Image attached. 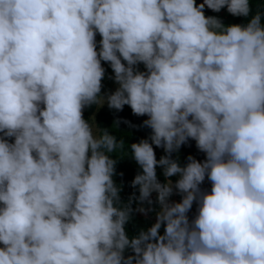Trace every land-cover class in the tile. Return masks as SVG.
<instances>
[{
  "label": "clouds",
  "instance_id": "clouds-1",
  "mask_svg": "<svg viewBox=\"0 0 264 264\" xmlns=\"http://www.w3.org/2000/svg\"><path fill=\"white\" fill-rule=\"evenodd\" d=\"M105 104L150 135L126 146L111 129L136 125L85 118ZM189 141L204 158L182 164ZM125 155L139 171L122 200ZM136 213L154 219L130 233ZM0 264H264V10L0 0Z\"/></svg>",
  "mask_w": 264,
  "mask_h": 264
},
{
  "label": "trees",
  "instance_id": "trees-1",
  "mask_svg": "<svg viewBox=\"0 0 264 264\" xmlns=\"http://www.w3.org/2000/svg\"><path fill=\"white\" fill-rule=\"evenodd\" d=\"M197 5L203 2V0H196ZM252 2V9L253 12L257 10H264V0H251ZM205 15L206 16H214L218 17L223 24L225 25H231V24H243L246 23V18L244 17H234L230 15L226 8L222 9L219 13L213 12L210 9L205 8ZM225 17V19H223ZM223 19V20H222ZM104 68L106 69L105 76L112 74V70L108 64H103ZM140 70L143 71V65L139 66ZM112 81V79H111ZM85 118H95V122L103 127L111 129L113 126V122L116 119L120 120H128L131 122V124L136 125L135 128H129L126 124L121 123L119 125V128L116 129L114 126L111 129L114 131V134L117 135V138H123L125 140L126 146L130 145L132 143L139 142L141 139H145L150 135V129H147L145 127H141L143 120L147 117H137L132 114L131 109L128 106H125L123 111L117 112L115 110H111L108 108V106L105 104L103 107H101L96 113H95V106H93L91 109L85 110ZM157 159H159L161 156L165 155L163 149L156 148L155 149ZM116 158L119 160L122 156L121 153L117 152L114 154ZM178 155L180 162L183 164L186 162V158L189 155H192L196 159L201 158L203 156L202 153L198 152V150L195 147L194 141H189L188 145L182 146L178 154H174L175 156ZM123 158L126 160H121L116 168L117 175L114 177L117 184L123 185V190L121 192V199L127 200V198L133 194L135 189L131 187V182L134 179L135 175L139 171L138 166L135 164V162L131 159H127V156L125 155ZM120 173L123 175L121 176ZM157 175L161 182H163L164 177L162 175V169L157 168ZM173 181L175 178H172ZM207 190L210 191L211 185L209 182L205 181L204 183ZM138 194V193H137ZM180 200V196L178 195V201ZM195 214V205L192 209V212L189 214L190 217ZM153 220L150 218H146L143 215H140V213H136L134 220L128 225V230L130 233H135L139 228L144 227L147 224H150Z\"/></svg>",
  "mask_w": 264,
  "mask_h": 264
},
{
  "label": "rangeland",
  "instance_id": "rangeland-1",
  "mask_svg": "<svg viewBox=\"0 0 264 264\" xmlns=\"http://www.w3.org/2000/svg\"><path fill=\"white\" fill-rule=\"evenodd\" d=\"M223 19H225V17H223ZM223 19H222V20H223ZM99 39H100V37L97 36V41H99ZM142 70H144V68H143ZM113 75H114L113 73L110 74V75H108V76L106 75L105 78H104V80L102 81V83H103L102 94L115 91L117 85L114 83L113 79H112V81H111V78H110V77H112ZM99 109H100V108H99ZM99 109H98V110H99ZM98 110H97V108L95 107V113H96ZM203 158H204V157L201 156V158H199L198 160H203ZM202 188L206 189V187H205L204 184L202 185ZM171 199H172L173 201L178 202V195H173V196L171 197ZM193 207H194V206H193ZM140 215H143V214L140 213ZM143 216H144V215H143ZM148 218H150L151 220L154 219V217H153L151 214H149V217H148Z\"/></svg>",
  "mask_w": 264,
  "mask_h": 264
}]
</instances>
